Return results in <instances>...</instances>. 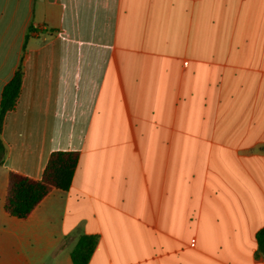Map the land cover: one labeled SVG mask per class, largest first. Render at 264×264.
Returning <instances> with one entry per match:
<instances>
[{
	"label": "crops",
	"instance_id": "0c3cea01",
	"mask_svg": "<svg viewBox=\"0 0 264 264\" xmlns=\"http://www.w3.org/2000/svg\"><path fill=\"white\" fill-rule=\"evenodd\" d=\"M33 29V31H32ZM0 264H264V0H0ZM80 154L27 219L11 171Z\"/></svg>",
	"mask_w": 264,
	"mask_h": 264
},
{
	"label": "trees",
	"instance_id": "16d2710c",
	"mask_svg": "<svg viewBox=\"0 0 264 264\" xmlns=\"http://www.w3.org/2000/svg\"><path fill=\"white\" fill-rule=\"evenodd\" d=\"M33 31V29H32ZM24 71L20 67L4 87L0 105V134L8 113L14 111L22 93ZM0 143V159L2 157ZM80 154L73 151L54 152L47 163L43 176L35 180L11 171L8 178L5 212L20 220H27L42 202L56 189L69 191L77 171ZM260 252L264 255V229L257 234ZM98 245V237L84 235L71 253L73 264H89Z\"/></svg>",
	"mask_w": 264,
	"mask_h": 264
}]
</instances>
